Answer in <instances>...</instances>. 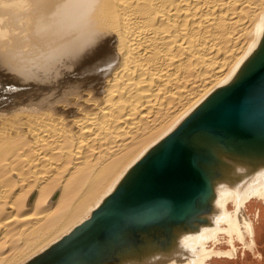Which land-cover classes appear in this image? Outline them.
Here are the masks:
<instances>
[{
    "label": "bare ground",
    "instance_id": "bare-ground-1",
    "mask_svg": "<svg viewBox=\"0 0 264 264\" xmlns=\"http://www.w3.org/2000/svg\"><path fill=\"white\" fill-rule=\"evenodd\" d=\"M263 61L264 0H0V264L253 250L264 137L208 118Z\"/></svg>",
    "mask_w": 264,
    "mask_h": 264
},
{
    "label": "water",
    "instance_id": "water-1",
    "mask_svg": "<svg viewBox=\"0 0 264 264\" xmlns=\"http://www.w3.org/2000/svg\"><path fill=\"white\" fill-rule=\"evenodd\" d=\"M208 119L241 137H264V61L220 101Z\"/></svg>",
    "mask_w": 264,
    "mask_h": 264
},
{
    "label": "crops",
    "instance_id": "crops-1",
    "mask_svg": "<svg viewBox=\"0 0 264 264\" xmlns=\"http://www.w3.org/2000/svg\"><path fill=\"white\" fill-rule=\"evenodd\" d=\"M251 217L255 227L256 246L253 250H245L235 257L214 258L208 264H264V201L257 202Z\"/></svg>",
    "mask_w": 264,
    "mask_h": 264
},
{
    "label": "rangeland",
    "instance_id": "rangeland-1",
    "mask_svg": "<svg viewBox=\"0 0 264 264\" xmlns=\"http://www.w3.org/2000/svg\"><path fill=\"white\" fill-rule=\"evenodd\" d=\"M20 27H21V24L19 25V24H12V25H8V30L9 31H13L14 33H22V34H25L27 31H20ZM10 33V32H9ZM26 41H28L26 38L23 40V43H25ZM27 44H29V43H27ZM41 50V47L40 46H33V48L31 49V51H33V52H38V51H40ZM37 55V54H36ZM21 57H23V56H21ZM18 59H20V57L19 56H17V60ZM41 86H45V85H41ZM34 90L35 91H41L39 88H38V86H29V85H27V83H26V81L24 82V85H19V87L14 91V93H17V94H21V93H23L22 95L25 97V96H27L28 94H30V93H33L34 92ZM46 91H48V90H46ZM37 93H40V94H43V95H47V92H37ZM26 94V95H25ZM4 96H6L5 97V99L3 98V99H0V102H5V101H7V96L8 95H4ZM253 207L254 206H252V209H250L251 210V212H253ZM256 212L254 211L253 212V214H255ZM223 241V240H222ZM218 247H222V248H225L226 247V243L223 241V244H221V245H218ZM237 247H238V254L242 251V249H241V247H242V245L240 244V243H237ZM243 252V251H242Z\"/></svg>",
    "mask_w": 264,
    "mask_h": 264
},
{
    "label": "flooded vegetation",
    "instance_id": "flooded-vegetation-1",
    "mask_svg": "<svg viewBox=\"0 0 264 264\" xmlns=\"http://www.w3.org/2000/svg\"><path fill=\"white\" fill-rule=\"evenodd\" d=\"M256 203H257V202H253V203H251V205L249 206V211H250V213H253V212H251L250 209H252V206H255Z\"/></svg>",
    "mask_w": 264,
    "mask_h": 264
}]
</instances>
